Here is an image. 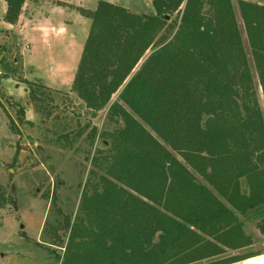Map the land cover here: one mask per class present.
<instances>
[{"label":"trees","instance_id":"trees-1","mask_svg":"<svg viewBox=\"0 0 264 264\" xmlns=\"http://www.w3.org/2000/svg\"><path fill=\"white\" fill-rule=\"evenodd\" d=\"M4 1L14 24L25 0ZM236 4L264 97V2ZM152 5L154 14L106 0L77 7L90 25L72 91L91 116L109 104L115 128L100 133L107 143L65 223L59 264H257L260 252L225 255L252 243L241 217L264 233V112L234 2ZM20 81L39 111L44 86ZM13 203L0 187V209Z\"/></svg>","mask_w":264,"mask_h":264},{"label":"rangeland","instance_id":"rangeland-1","mask_svg":"<svg viewBox=\"0 0 264 264\" xmlns=\"http://www.w3.org/2000/svg\"><path fill=\"white\" fill-rule=\"evenodd\" d=\"M236 1L233 0L240 32L248 53L259 105L264 112V97L249 55ZM5 8V1L0 0V48H12L9 55L4 53L0 58V100L7 113L18 124L20 135L10 130L8 119L0 105V187L6 195L14 198L13 204L0 209V264H59V257L63 255L61 240L65 242L69 233L65 229V223L67 220L73 222L79 213L81 194L91 177L92 160L107 143L100 133L112 130L115 124L107 119L109 104L91 116L85 103L72 91L71 73L75 71L88 23L85 29L84 26L79 29L77 27L74 45L57 43L37 48L34 64L30 66L25 61L30 54L26 43L20 41L18 46L14 39L4 37ZM135 9L142 13H155L152 4L147 8L140 3L137 8H132ZM170 19L176 20L175 14ZM165 35L170 37L171 34L168 31ZM69 46L70 49L67 50ZM14 56L17 63L12 60ZM6 59L11 61L12 68L15 67L10 75H5L2 70V63ZM54 61L66 65V69L49 68L51 64L55 66ZM8 77L17 85L14 88L9 86L14 93H19L24 86V97L7 93V85L1 79ZM51 78H56L54 80L59 82L50 83L53 80ZM20 79L44 86L40 100L36 101L39 111L29 100L27 85ZM116 99L117 93L112 96L111 101ZM18 106L24 108V119L29 120V117L32 124L18 121ZM17 146L19 151L13 159ZM195 175L198 181L206 183L200 175ZM241 220L252 243L238 251L228 250L225 255L245 252H260L257 257L264 255V233L256 226L257 220L242 217ZM241 261L230 264H240Z\"/></svg>","mask_w":264,"mask_h":264},{"label":"crops","instance_id":"crops-1","mask_svg":"<svg viewBox=\"0 0 264 264\" xmlns=\"http://www.w3.org/2000/svg\"><path fill=\"white\" fill-rule=\"evenodd\" d=\"M98 1L99 0H25L22 5L21 13L16 23L10 24L3 20L4 37L5 39H14L15 44L18 46L19 43L21 42L26 43L28 48H30V54L27 55L25 61L28 63V65L31 66L32 64H34L33 62L35 61L37 48H39L40 46L43 47L44 45H46V47H50L57 43L64 45L65 44L74 45L75 44L74 40L77 38L76 35L77 27L79 29L80 26H84L85 29L88 23V29H89V25H90V19L82 16L79 13V11L75 10V8L82 7L92 10L96 7ZM106 1L122 5L128 10L137 13H142V12H139L136 9L132 10V8L133 9L137 8L140 5V3L144 4L147 8H149L150 5L152 4V0H106ZM145 14L148 13L145 12ZM0 33H2V31H0ZM87 33L88 30L85 36H87ZM82 47L83 45L81 46V50ZM0 49H1L0 58L2 57V55H4V53L9 55V53H11L9 51L12 50V48H4V50L3 48ZM66 49L69 50L70 46ZM81 50H80V54H81ZM12 60H14L15 63H17V58L15 56L13 57ZM6 61L7 59L3 61V63H5ZM8 63L9 66L11 67L12 63L10 60ZM54 63L55 66L51 64L49 65V68L66 69V65L62 64L61 62L54 61ZM77 63L78 61H76V66ZM70 65H72V63ZM74 73L75 71L71 73L72 78L74 76ZM51 79L53 80L50 83L59 82L58 80L57 81L54 80L56 78H51ZM1 80L4 85H7L6 90L9 95L18 96L20 98L24 97L23 96L25 95L24 86L21 88L19 93H14L12 87L14 88L17 85L14 82H13L14 84L12 83V78L11 77H8L6 79L2 78ZM10 85H12L11 88L9 87ZM27 119L30 120L29 117ZM252 258L253 257L244 259L242 260V262L248 264V262H250Z\"/></svg>","mask_w":264,"mask_h":264},{"label":"water","instance_id":"water-1","mask_svg":"<svg viewBox=\"0 0 264 264\" xmlns=\"http://www.w3.org/2000/svg\"><path fill=\"white\" fill-rule=\"evenodd\" d=\"M3 70L8 73H13L15 70L9 66L8 62L3 64Z\"/></svg>","mask_w":264,"mask_h":264},{"label":"built area","instance_id":"built-area-1","mask_svg":"<svg viewBox=\"0 0 264 264\" xmlns=\"http://www.w3.org/2000/svg\"><path fill=\"white\" fill-rule=\"evenodd\" d=\"M257 264H264V255L258 256Z\"/></svg>","mask_w":264,"mask_h":264}]
</instances>
